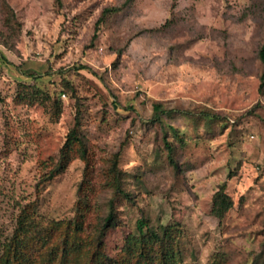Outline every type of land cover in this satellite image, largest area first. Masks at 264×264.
Returning a JSON list of instances; mask_svg holds the SVG:
<instances>
[{
    "label": "rangeland",
    "instance_id": "374dc122",
    "mask_svg": "<svg viewBox=\"0 0 264 264\" xmlns=\"http://www.w3.org/2000/svg\"><path fill=\"white\" fill-rule=\"evenodd\" d=\"M263 42L264 0H0V249L27 204L72 220L87 202L92 233L114 200L110 255L144 219L180 224L178 264H264ZM32 76L45 97L21 100ZM157 103L188 115L155 123ZM77 120L86 161L42 190Z\"/></svg>",
    "mask_w": 264,
    "mask_h": 264
},
{
    "label": "trees",
    "instance_id": "16d2710c",
    "mask_svg": "<svg viewBox=\"0 0 264 264\" xmlns=\"http://www.w3.org/2000/svg\"><path fill=\"white\" fill-rule=\"evenodd\" d=\"M118 11V8L105 9L103 18ZM258 55L264 67V42ZM32 78L35 82L19 94L21 100H42L45 97L44 91L36 83L39 78ZM259 91L264 92V70L260 77ZM153 108L157 113L153 119L155 123L161 124L163 116L171 117L175 113L188 115L182 111L162 109V105L158 103ZM203 117L209 120L218 119V116L210 113H204ZM79 127L80 122L77 120L75 127L67 135L58 160L42 177L39 184L42 190L68 169L74 153H79V158L86 161L85 138ZM170 130L177 132L174 128ZM174 135L180 137L176 133ZM165 143L169 160L174 165L171 156L174 149L168 141ZM112 187L115 188L116 197L126 200L131 198L118 182ZM82 203L77 208L78 216L72 220L49 218L39 213L36 205L27 204L22 207L12 236L0 249V264H178L181 260L179 243L183 232L180 224L151 228L144 219L138 221L135 233L126 236L117 254L110 255L107 252L106 237L110 229L118 226L115 201L109 202L107 215L92 233H86L85 210L88 204L84 201ZM233 206L234 201L228 192L227 182H223L212 197L211 215L222 221Z\"/></svg>",
    "mask_w": 264,
    "mask_h": 264
}]
</instances>
